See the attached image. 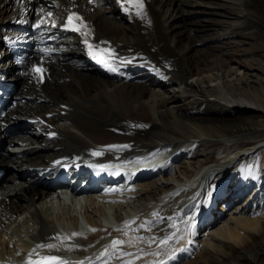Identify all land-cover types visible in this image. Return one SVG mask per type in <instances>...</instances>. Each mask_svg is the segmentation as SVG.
Here are the masks:
<instances>
[{
    "label": "bare ground",
    "instance_id": "bare-ground-1",
    "mask_svg": "<svg viewBox=\"0 0 264 264\" xmlns=\"http://www.w3.org/2000/svg\"><path fill=\"white\" fill-rule=\"evenodd\" d=\"M9 1L0 0V72L16 87L21 48L15 31L4 29L16 15ZM23 1L29 9L38 0ZM50 4H58L53 17L62 21L66 4ZM116 8L110 1L91 18L101 37L120 45L123 64L143 69L140 83H114L88 65L61 67L65 59L84 62L78 40L67 38L52 80L35 90L30 109L16 107L10 117L12 125L53 115L49 128L6 133L10 118L1 123L0 264L27 261L37 245L49 244L64 258L104 249L107 262L264 264V0H155L150 27L128 24ZM153 150H178L175 165L168 161L166 176L139 182L130 199L78 205L51 198L53 167L92 153L121 160ZM210 197L220 207L207 217Z\"/></svg>",
    "mask_w": 264,
    "mask_h": 264
},
{
    "label": "snow or ice",
    "instance_id": "snow-or-ice-1",
    "mask_svg": "<svg viewBox=\"0 0 264 264\" xmlns=\"http://www.w3.org/2000/svg\"><path fill=\"white\" fill-rule=\"evenodd\" d=\"M129 2H132V0H129ZM135 4H136V7H137L138 9H142V8H143L142 0H135ZM47 15H48V16H51L52 14H51V13H48ZM72 19H73V17L70 16V17H69V24L72 23ZM75 19H76V20H82V18L79 17V16H76ZM41 23H43V21H41ZM37 26H39V25H37ZM66 26H67V25H66ZM85 27H86V26H85ZM74 30H76V31H80V28H79V27H76ZM85 35H87V33H85ZM90 47H91V45H90ZM101 62L107 64V61H101ZM107 66H108L111 70H113V71L116 70L115 68H112V65H111V64H107ZM34 71H37V72L42 73V72H43V69H42V68H37V69H34ZM95 154H97V153H94V155H95ZM114 243H115V244H120V243H123V242H122V241H115ZM40 247L53 248V247H55V245H52V244H49V245H40ZM43 261L47 262V264H64L63 261L58 260V258H56V257H44V258H43Z\"/></svg>",
    "mask_w": 264,
    "mask_h": 264
},
{
    "label": "rangeland",
    "instance_id": "rangeland-1",
    "mask_svg": "<svg viewBox=\"0 0 264 264\" xmlns=\"http://www.w3.org/2000/svg\"><path fill=\"white\" fill-rule=\"evenodd\" d=\"M128 114V110L126 109V111H125V113H124V115H127ZM3 180V179H2Z\"/></svg>",
    "mask_w": 264,
    "mask_h": 264
}]
</instances>
